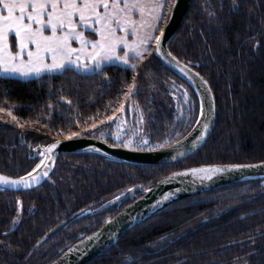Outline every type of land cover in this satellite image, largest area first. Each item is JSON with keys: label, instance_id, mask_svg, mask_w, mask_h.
Instances as JSON below:
<instances>
[{"label": "trees", "instance_id": "16d2710c", "mask_svg": "<svg viewBox=\"0 0 264 264\" xmlns=\"http://www.w3.org/2000/svg\"><path fill=\"white\" fill-rule=\"evenodd\" d=\"M231 5L232 0H196L170 43L172 53L191 61L216 96V127L202 150L168 167L119 164L89 153L64 154L41 188L0 191V264L52 263L127 203L101 213L94 210L136 185L151 188L181 168L264 161V0H240L238 10ZM211 11L216 15L210 16ZM165 15L168 20L170 14ZM146 63L133 99L147 122L150 144L181 139L192 129L199 110L196 92L158 58ZM105 71L110 80L73 72L29 80L0 77V101L15 105L23 121L40 119L23 129L6 122L9 118L0 120V172L23 175L40 159L34 147L63 137L59 133L69 128L79 131L77 117L97 111L102 116L122 82H130L132 76L121 65ZM173 88L187 92V106L182 107ZM130 108L126 106L125 120ZM112 125L105 128L108 133ZM176 132L181 135L176 137ZM18 198L23 209L12 224ZM165 236L168 239L161 242ZM128 257L135 264H264V183L232 184L172 204L90 264H132Z\"/></svg>", "mask_w": 264, "mask_h": 264}, {"label": "snow or ice", "instance_id": "6c2138e0", "mask_svg": "<svg viewBox=\"0 0 264 264\" xmlns=\"http://www.w3.org/2000/svg\"><path fill=\"white\" fill-rule=\"evenodd\" d=\"M239 4L240 0H232L231 7L238 10ZM175 7L176 0H0V75L28 79L39 78L45 74L51 76L73 72L99 75L105 80H110L105 68L122 65L125 71H131V81L125 79L122 82V88L117 93L116 99L109 102L104 114L101 116L97 111L86 118L77 117L75 125L80 129L79 131H72L69 128L66 133L62 131L59 134L64 135L68 140L87 134L107 144L108 134L105 128L115 124L116 132L112 134L114 143L111 147H135L137 150L148 148L151 151L154 147L163 148L171 144L174 147L178 146L175 147L177 154L183 155L181 149L184 143L180 139L165 140L153 146L147 137L142 136L137 142L134 137L144 131L141 127H138L128 139H122L120 135L126 123L123 116L126 106L139 112L137 124L143 123V112L133 97L139 91L138 77L142 75L140 70L147 69L146 62L150 63L151 59L156 57L167 59V63L177 67L192 83L198 79L204 86L205 92L211 97L212 89L209 81L200 72L192 71L189 67L192 62H182L172 52H165L163 49L167 24L165 12L170 14ZM209 15L215 16L216 13L211 11ZM184 97L187 101L186 91ZM68 103L71 104V101L69 100ZM48 107L51 108L52 105ZM15 109L16 106L11 105L7 99L0 101V120L9 118L6 122H12L22 129L26 124L40 123L39 118L35 121H23L15 114ZM213 111L214 104L208 108L206 115L205 104L201 100L194 123L200 125L202 120L204 122L202 129H193L198 132L191 141L193 145L207 134ZM175 135L179 137L181 134L176 132ZM184 139L187 140V137ZM59 143L57 140L44 145L38 152L40 157L38 162L23 175L12 176L0 173V188L18 189L23 186L27 189L39 184L42 178L49 177L54 163V150ZM36 147L41 148L40 145ZM90 150L102 152L101 148L94 145L90 146ZM261 166H264V161L260 164L204 165L173 173L162 183L189 174L210 180L218 173ZM132 190L127 189L129 192ZM144 191L151 189L144 188ZM114 199L118 201L120 196ZM163 199L167 200L168 196H164ZM16 205L17 216L13 218L12 224L18 222L19 214L23 209L22 200L18 198ZM105 223L111 224L112 218L106 219ZM160 239L164 242L168 237ZM71 251L73 249L69 248V252ZM127 259L135 264L133 257Z\"/></svg>", "mask_w": 264, "mask_h": 264}, {"label": "water", "instance_id": "95a60500", "mask_svg": "<svg viewBox=\"0 0 264 264\" xmlns=\"http://www.w3.org/2000/svg\"><path fill=\"white\" fill-rule=\"evenodd\" d=\"M195 1L196 0H176V7L171 11L167 20V24L165 25V37L162 45L165 52H172L170 49V43L174 40V37L183 27L185 19L188 17L190 9L194 5ZM156 58H158L163 63V65H165L173 73L177 74L180 78L190 84V86L196 92L198 103L200 104L201 100H203L205 104L206 115L208 108L212 104H214V111L212 112L211 119L209 121V129L202 140H197L195 145H193L191 142L198 134V132L194 131L193 129H202V125L204 122L203 120L201 121L200 125H195L194 123L192 129L189 132L192 133V135H189V133H187L180 139L184 143V147L181 149L183 155L177 154L175 147L178 146L174 147L171 144L163 148L156 147L150 151L148 150V148L137 150L135 147H111L113 143L108 142L107 144H105L101 140L95 139L90 136H80L71 140H68L66 138L57 139L60 143L54 150V163L51 171L49 172V177L42 178L39 184H34L32 187L27 189L21 186L18 189L0 188V191L28 193L41 188L42 185L45 184V182L53 175L55 169L57 168L58 160L61 156H64V154L75 155L89 153L101 155L119 164L123 163L126 165H135L141 167H168L171 165H179V163L184 162L185 160L199 153L202 150L203 146L210 140L211 135L216 127L218 113L214 90H212L210 97L208 93L205 92L204 86L200 84L198 79L195 83H192L179 71L177 67L167 63V59L162 57ZM181 61L184 62L183 60ZM189 67L192 68L193 72H198L191 65H189ZM184 137H187V140H185ZM93 145L101 148L102 152L91 151L90 146ZM40 146V149H38L37 147H34L32 149L34 155L39 156L38 152L42 150V147L44 145ZM105 153H107V155H105ZM260 162L249 164H260ZM204 165L212 164H203L202 166ZM214 165L224 166L223 164ZM198 167L201 166H192L191 168ZM186 169L189 168H181L180 170L172 171L166 177H170L173 173L183 172ZM166 177L159 180L157 184L151 187V191H144V187H141L142 185H136L131 188L133 189L131 192L125 191L123 192V195H119L120 199L118 201H116L114 197L111 201L103 204V207L101 206L100 208L94 210L95 213H101V211H105L106 209H109L114 205L121 206L129 202L124 206L123 210L113 216L111 224L104 223L99 229L91 232L90 235L79 239V241L69 247L72 248L73 251L69 252L68 248V250L57 257V260L53 261L50 264H90L91 261L98 259L105 252L114 248V246H116L117 243L122 238H124L127 233H129V231L136 228V226L145 223L147 219L159 214V212L167 209L172 204L181 202V200L189 199L194 196L204 195L205 192L214 191L215 189L227 187L228 185L232 184L249 183V181H262L264 183V166L258 168H243L235 171L218 173L210 180L201 179L200 177L192 176L191 174H189L187 176H177L175 179H172L166 183H162V181H164ZM139 193L141 194L138 196ZM164 196H168V199L164 200ZM253 199L254 198H251L248 201L241 202L231 209L238 208L239 206L243 205L244 203H248ZM94 233H98L99 235L94 236Z\"/></svg>", "mask_w": 264, "mask_h": 264}, {"label": "rangeland", "instance_id": "374dc122", "mask_svg": "<svg viewBox=\"0 0 264 264\" xmlns=\"http://www.w3.org/2000/svg\"><path fill=\"white\" fill-rule=\"evenodd\" d=\"M122 66V65H121ZM0 77H9V78H14V77H17V78H20V79H23V80H26V79H24V78H21V77H19V76H3V75H0ZM37 77H30V78H28V80L29 79H36ZM173 91L174 92H176V93H178V97H180L181 98V103H182V107L184 106V105H188V97H187V101H185V97H184V91L182 90V89H180V88H176V89H174L173 88ZM183 103H184V105H183ZM127 110V109H126ZM139 116H140V113L139 112H137V111H135L133 108H130V114H129V119H126V123L123 125V130L120 132V135H121V137H122V139H128L131 135H132V133L133 132H135L136 131V129L138 128V127H141V128H143L144 129V131L142 132V133H137V135L134 137L136 140H137V142L139 141V139L142 137V136H145V137H147L148 139H149V129L147 128V122H146V120H145V118H143V123L142 124H137V121L139 120ZM50 117V116H49ZM49 117H47V119H49ZM144 117V116H143ZM3 123V122H2ZM2 123H0V124H2ZM4 124V123H3ZM112 132H107L106 130V133L108 134V139H111V141H113V139H112V134L114 133V132H116V126H115V124H113L112 125ZM63 138H65V136H63V137H59V139H63ZM149 142H150V139H149Z\"/></svg>", "mask_w": 264, "mask_h": 264}, {"label": "flooded vegetation", "instance_id": "af4514ba", "mask_svg": "<svg viewBox=\"0 0 264 264\" xmlns=\"http://www.w3.org/2000/svg\"><path fill=\"white\" fill-rule=\"evenodd\" d=\"M128 203H129V202H128ZM128 203H127V204H128Z\"/></svg>", "mask_w": 264, "mask_h": 264}]
</instances>
